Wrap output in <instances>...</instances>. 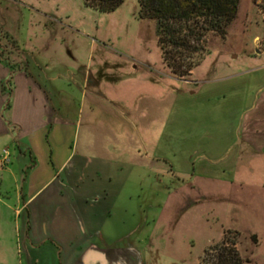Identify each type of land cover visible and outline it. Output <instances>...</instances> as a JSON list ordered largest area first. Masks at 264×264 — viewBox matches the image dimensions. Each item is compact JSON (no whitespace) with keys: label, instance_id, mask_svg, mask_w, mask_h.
I'll use <instances>...</instances> for the list:
<instances>
[{"label":"rangeland","instance_id":"obj_1","mask_svg":"<svg viewBox=\"0 0 264 264\" xmlns=\"http://www.w3.org/2000/svg\"><path fill=\"white\" fill-rule=\"evenodd\" d=\"M184 25L202 29L203 21ZM157 29V20L141 17L139 0L110 12L85 0H0V44L15 42L34 62L67 61L79 70L95 72L105 60V78L127 73L134 79L122 90L143 94L138 101L149 111L143 121L153 123L140 136L144 144L157 139L142 147L152 164L129 162L136 154L130 135L126 146L111 143L126 149L132 171L121 241L135 247L130 263L199 264L227 235L251 264H264V0H240L224 32L208 31L200 41L190 34L192 47L209 53L185 76L164 63ZM106 89L120 94L111 84ZM13 232L2 223L0 244ZM10 256H0V264H27L22 253Z\"/></svg>","mask_w":264,"mask_h":264},{"label":"crops","instance_id":"obj_2","mask_svg":"<svg viewBox=\"0 0 264 264\" xmlns=\"http://www.w3.org/2000/svg\"><path fill=\"white\" fill-rule=\"evenodd\" d=\"M43 60L34 62L18 43L0 44V156L8 150L11 159L0 167V186L11 179L0 190V225L15 231L0 244L10 249L0 256L19 252L27 264H132L135 247L121 244L132 171L126 149L121 153L111 143L126 146L130 135L136 154L129 162L152 164L150 149L144 155L142 147L157 139L144 144L140 136L153 123L143 121L149 112L138 101L143 94L122 90L134 79L127 73L117 81L105 78V60L95 72ZM91 78L94 86L86 89ZM110 84L120 94L112 95Z\"/></svg>","mask_w":264,"mask_h":264},{"label":"trees","instance_id":"obj_3","mask_svg":"<svg viewBox=\"0 0 264 264\" xmlns=\"http://www.w3.org/2000/svg\"><path fill=\"white\" fill-rule=\"evenodd\" d=\"M103 12L119 7L124 0H85ZM141 17L158 22V45L164 63L179 76L191 74L209 52L193 48L191 35L203 40L208 31L224 32L225 26L237 15L240 0H139ZM191 20L203 21L202 29L184 25ZM176 22V23H175ZM179 23L177 28L176 24ZM189 29H188V28ZM191 34V35H190ZM235 237L224 236L222 241L204 251L199 264H251L237 248Z\"/></svg>","mask_w":264,"mask_h":264},{"label":"built area","instance_id":"obj_4","mask_svg":"<svg viewBox=\"0 0 264 264\" xmlns=\"http://www.w3.org/2000/svg\"><path fill=\"white\" fill-rule=\"evenodd\" d=\"M10 161V154L8 150H5L4 153L0 156V167L9 164Z\"/></svg>","mask_w":264,"mask_h":264}]
</instances>
